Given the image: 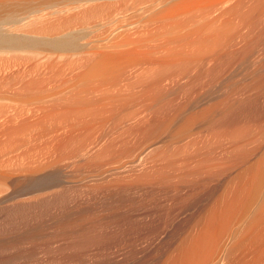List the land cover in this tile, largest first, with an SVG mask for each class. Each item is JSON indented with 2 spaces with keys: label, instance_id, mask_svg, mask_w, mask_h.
Returning a JSON list of instances; mask_svg holds the SVG:
<instances>
[{
  "label": "bare ground",
  "instance_id": "obj_1",
  "mask_svg": "<svg viewBox=\"0 0 264 264\" xmlns=\"http://www.w3.org/2000/svg\"><path fill=\"white\" fill-rule=\"evenodd\" d=\"M56 1L58 4V1L80 2L82 0H0V22L18 14L31 13L32 11L39 10L40 7L49 3H56ZM236 1L239 0H161L158 7L159 10L157 9L158 11H156L157 13L161 12L163 18L172 16H176V18L177 16H182L183 18V16L188 17L191 15V18L190 16L186 18V20L188 19V21H186L187 24H183L189 25V21L191 22L201 15V13L197 14L198 9L200 10L198 12H203L204 8H206L205 11L211 9L210 12L212 13L213 8L215 12V14L213 12L215 15L214 18L212 16L213 14L211 15L209 13V10L207 13L204 11V13L206 16H212L210 19H215L212 22L215 23L216 21L217 23L219 21L217 24L215 23L218 27L221 22L219 20L221 12ZM260 7L262 8L260 14L262 15L263 13L264 15V2ZM201 9L203 11H201ZM195 13L198 15L197 17ZM205 14H203V16H205ZM223 14L221 15L223 16ZM154 17L155 15H152L153 19ZM209 17H204L206 20L202 17L203 19L200 20H204L205 22ZM180 18L173 20L175 22L181 20ZM183 19L185 20V18ZM183 19L179 22H175L177 25L173 22L175 26H173L174 30L171 29L172 31L169 30V27L173 24L164 21L166 25L169 24L168 30L165 29V32L167 30V33L174 35L176 26L180 29L185 27L181 26V23L184 21ZM192 22L194 23V21ZM202 23L199 24V28L207 24L204 23L203 25ZM191 24L190 27H188H192V30H196L197 26L194 28L195 26L193 27ZM216 25L212 23L211 28L214 30L210 32V34L213 33V35H208L209 37H205L207 35L206 32L212 30L207 28L205 29L208 31L204 30L206 35L204 34L203 36V32L202 35L200 34L201 38L198 35L199 38L196 37V33H201L202 31V29L198 31L199 28L196 33H194L195 36L192 34L194 31H190L191 29L189 28L187 31L186 28H183L181 32L178 31L180 30L179 28H176L178 30L174 35L176 37L174 42L176 41L175 43H177L179 42L178 39H180V42L182 41L181 44L184 42L182 36H184V38L186 36L185 40H187V36L189 37L191 34L193 39L194 37L202 39V44L200 45L199 40H194L195 42L198 41L199 47H196L197 42H189L192 39L191 36L189 37L191 39H189L188 43L185 41V50L187 48V51L191 50V52L188 51L189 55L185 52L183 53L182 50H184V45L182 47L183 49L179 48L181 47L180 43L179 49L177 50H179V53L182 51V53L185 54V58L186 56L189 58L193 55V58H190L191 60L186 58L187 60L184 61L187 64L188 61L189 64H196L195 67H197V63H212L210 64L212 65L209 72L210 75L208 74L207 76V73L203 72L206 74L207 79L210 76L209 79L206 81V79L203 78L205 76L201 77L206 81V84L204 82L205 85L201 84V81H204L201 78V81L199 80L197 82H201L199 84L204 85V87L211 88L216 81L220 89H217L218 93L215 96H211L214 92L209 95L201 90H198L200 92L192 91L198 94L189 93L188 95L187 93L188 96L184 95L182 98L179 97L180 99H168L166 95L151 96L144 100L142 104L144 103L145 107L148 106L147 108L152 107L149 108L150 110H152L155 105L160 106V112L157 110L156 113L158 114L155 116L153 115V118H147V113L149 114L150 111L147 110V108L144 109L143 105V109L146 112L142 108H140L141 110L139 111L135 110L137 107H131L134 110L128 109L129 112L131 111L132 113H129L128 110L123 111V114L129 117V121H127L126 124L130 122V118L132 121H135V123L130 122L127 125L130 127V124H137V120L138 122L141 120H135V117L139 118L141 116L140 114H136L133 119L132 116L143 110L146 115L142 116L146 117H142L141 121L143 122L140 124L144 126L138 125L141 127L134 129L135 127L132 125L131 128L126 130L123 128L125 132H121L123 129L118 131L120 133L114 132V130L112 133H110L111 131L106 132V134L103 133L102 135L100 133V138L98 137L96 140L95 137H93L95 141L92 140L93 142L91 143L89 140V144L85 142L84 145L79 147L78 145L77 147L73 146L77 144V142L73 144L75 141L65 143L63 146L59 143L60 145H56L52 150L50 149L49 153L48 151L47 154L43 153L45 154L43 156H33L31 155L33 152L30 151V153H27L30 155H26L25 157H19V155L15 156L14 153L16 152L13 150L12 155H14L15 158L9 159L8 156L10 153L7 152V160L2 157L4 155L2 154L3 150H0V264H264V56H260V58L256 57L259 58V60L256 59L254 62L249 61V64L251 63L250 65L245 61L241 62L243 59H247L250 55L249 53L246 57L244 56L246 54H243L246 59L241 56L243 58L242 60L237 57L236 60L233 55V57H227V60L226 58L221 60V58L224 57L220 56L221 54L219 53L225 47L224 44L228 42L227 38V41L225 40V35L226 37L228 36L225 33L228 24L223 28L225 31L219 27L217 28ZM162 26L164 25H160V27ZM131 28L133 29L132 26ZM163 28L165 27H162V29ZM228 29H230V27ZM158 30H160V28ZM158 30L157 32H159ZM260 30L258 37H260L262 33V39V37L264 38V27H261ZM163 31L164 30H162V33L165 35ZM185 31L187 35L184 33ZM139 32L140 31H138V33ZM157 32L155 34H157ZM179 32H183L184 34L181 35ZM46 34L47 33H45V35ZM130 35L128 36L130 37ZM143 35L145 36V34ZM152 35L153 36L151 38L149 37L150 39L148 40L154 38V33ZM164 35L162 34L161 36L165 37ZM174 36H172V39ZM117 37H119V35ZM166 37L164 39L156 38H158V40L163 39V41L159 43L163 42L164 44L165 39L167 40ZM203 37L205 38L203 39ZM168 39L170 40L171 38L168 37ZM134 40L135 39L130 41L133 42ZM263 40L264 39L260 40V45L264 44ZM2 41H5V38L0 34V48L4 46V44H2L4 42ZM144 41L140 43V45L137 44V46L142 47L139 52H142L143 55L146 53V50H148V45L143 47L144 44H147V39H144ZM17 42L23 43L25 45H23L24 47H26V45L31 46L33 45L32 43L35 44L33 41L22 38L17 40ZM57 42L53 43L52 46H54V48L64 49L69 46L67 43H64L65 41L62 43ZM167 42L164 45L169 49L168 45L170 44ZM159 43H155L154 45L156 46L158 44V47H162ZM132 44L134 45L136 43ZM234 44L235 43H233V45ZM35 45L34 48L39 47L37 44ZM133 45L127 47L125 50L127 51V49H130L134 55L135 52H138V49L132 51L133 48H135H132ZM164 45L163 47L166 50L164 48L159 49L161 51L163 49L165 50V53L163 50L161 55L165 54V56H167L169 51H173V54L178 53L176 49L173 50L172 48L167 52V48ZM173 45L170 47L178 46L176 44ZM201 45L204 49H209L206 54L205 50L207 49L202 50ZM149 46L155 47L153 44ZM259 47L260 46L255 48L257 49ZM236 48L237 46L235 49ZM244 48L245 47L240 48L241 53ZM255 48L253 50H256ZM262 48L264 50V46ZM141 49H143V51H141ZM118 50L119 49H117V51ZM159 50H157V54ZM237 50L239 49L237 48L236 51ZM114 51L115 52L112 54H110L111 52L108 54L103 52V55H106L102 58L100 52L98 53L101 61L98 59L100 62L97 61V65L95 64L96 66L93 68V71L99 74L98 76H102L101 74L104 70L106 71L108 63L106 64L104 60L109 54L107 59L111 58V55L114 56L117 52L116 50ZM130 51L127 54H131ZM196 51L199 52L194 55ZM200 51H204L205 56L201 55ZM192 52L193 54L190 55ZM233 52L235 54V51ZM142 53L141 56H138L141 60L144 58ZM124 54L127 55L126 53L121 55L123 56L122 61L128 58L127 55L125 59ZM132 54L129 55L130 59L134 58ZM152 54H156V52L154 51ZM173 54L171 53V55ZM183 54L182 56L184 57ZM148 55L150 57L151 54ZM178 55L180 54L176 56ZM156 56L158 58L160 57L159 55ZM250 56L248 60H250ZM120 57H116V60L119 59L118 61L115 60L118 64H120ZM136 57L137 56L134 58L135 61L142 64L144 63V61L140 62L139 59L137 60ZM149 57H145V59ZM103 58H105L103 60L104 62L102 61ZM112 58L106 62H110V60L114 61V57ZM168 58L165 57V59ZM182 58H178L180 59L179 61H181ZM153 59L154 58L150 60L152 61ZM155 59L157 60V58ZM234 59L236 61L240 59L241 61H239L238 64L235 61V65L233 62ZM134 60H131L133 61L132 63H135ZM156 60L153 63L159 62ZM169 60L173 61L171 59ZM126 61L130 60L127 59ZM170 61L169 66H172ZM174 61L176 62L177 60L175 59ZM148 62L147 65L149 64ZM123 63L125 64L126 62ZM123 63L122 65L120 64L123 70H127L124 68L127 67V65L129 68L132 66L129 64L130 62L126 66L123 65ZM153 63L151 62L149 65ZM109 64H112V62ZM118 64L116 63L117 67H115L116 65L114 64L110 69L114 70V68L118 69V67H121L120 65L118 66ZM149 65L148 67L150 68ZM176 65L178 64H174L173 66ZM134 66L132 68H134ZM108 67H110V65ZM108 71L109 70H107V72ZM94 72H91L92 74L90 76L93 74L95 75ZM89 78L90 77H88V79ZM191 83L192 82H190V84ZM144 98H147V96ZM108 100H110V98H108ZM112 100H114V98ZM122 100L123 99H121V101ZM124 100L126 101V99ZM96 101L98 102L97 98H95V100L93 99L92 102L97 104ZM110 101L108 102L109 104L111 103L110 105L112 107V104L116 105V101H112L113 103ZM121 101L118 100L119 104H121ZM100 102L102 105L103 102ZM106 103L103 105L104 107H108V103ZM86 105L88 107V104ZM97 105L95 106L97 107ZM101 105L100 107H103ZM89 108L91 107L89 106ZM122 108H126V106L123 105ZM122 108H118L117 112L122 110ZM83 109L85 111L81 110L80 112L83 111L82 113L77 112L78 115L76 117H82L81 114L87 112L84 114L85 119L84 117L82 118L85 122H89L93 118L90 119L91 114L89 115L88 112L93 113V111H91V109L87 111L85 106ZM109 110L111 111L112 109ZM100 111L102 112L103 109L98 111L101 115L102 113ZM125 111L128 113H125ZM143 111L141 113H143ZM105 112L107 114H105ZM108 112L104 110L102 115L106 117V115L117 113L116 110L110 112V114H108ZM96 113L95 109V114ZM120 113L122 112H119V114ZM67 114L69 117H65L66 114H61V116L58 114L59 117L57 118L61 117V121L63 122L65 121L64 119L67 118L65 122L69 123L71 119L69 121L68 119L73 117V115L71 114L72 116H70L69 113ZM129 114H132V116H129ZM47 115H44L45 120ZM40 116L42 117V115ZM49 116H51V119L53 114ZM103 116L102 118H104ZM98 117L101 116L98 114L96 119H99ZM82 118L80 121L83 123L84 121H82ZM107 118H105V120L103 119L102 124L104 126H106L105 123L107 122ZM39 119L41 118L39 117ZM53 119H56V117L54 116ZM72 119L71 121L77 120L75 122H80L78 118ZM96 119L95 123L97 124L100 119L98 121ZM109 119L110 118L107 120ZM92 121L91 123H93ZM5 122L7 121L5 120ZM82 123H78L79 125H73L71 123L73 125L71 126H77V128L75 127L76 129H78V127L82 128L86 124L83 125ZM7 124L8 123H6V125ZM102 124L100 122L97 124L99 126L96 125V127L100 129L103 126ZM1 125L2 123L0 126ZM16 125L14 127H16ZM87 125L88 128L93 126L92 124L89 126V123ZM127 126L125 128H127ZM64 127L69 128L70 126L65 125ZM72 127H70L71 133L73 130ZM96 127L94 131H96ZM5 128L2 129L3 133L6 131ZM52 128L53 127H49L51 130ZM84 128L88 129L86 127ZM12 129H9V133H11L10 131ZM37 129H34V131H37ZM49 129H47L48 132ZM53 130L52 132L54 133L56 130ZM14 131L15 130H13V134L15 133L16 137L17 135ZM60 131H58L59 134L61 133L64 138L65 133L67 135L69 129L68 131L66 130L67 132L65 128L64 132ZM89 131L93 132V129ZM89 131L88 135H91ZM58 132L56 131V134ZM84 132L86 133V131ZM9 133L8 135H10ZM17 133L20 132L18 131ZM26 134H28L29 141L32 135L29 137V132H26ZM38 135L43 134L41 133ZM38 135L36 133L35 136L39 137ZM47 135L45 134L46 137H44V135L43 137L47 138L50 136ZM51 135L54 137L56 136L53 134ZM84 135H87V133ZM81 136L80 133V137ZM11 137L14 136L11 134ZM22 137L23 136H21V138ZM54 137L50 136L49 138L53 141L55 139ZM59 137L61 138V135L58 136V139H60ZM69 137L65 136V138ZM80 137L78 138L79 140H81ZM41 138L40 144H43L44 142ZM1 139L4 141V138ZM58 139L56 138L55 140ZM8 140L9 138L7 141ZM75 140H77V138ZM17 143L18 142H16L15 146ZM18 145L22 146L20 143ZM47 145L49 148L52 144ZM17 147L16 149H18ZM41 147L46 146L44 145ZM60 152L65 153V155ZM58 153H60V156L64 155V158L61 160L58 159L55 156Z\"/></svg>",
  "mask_w": 264,
  "mask_h": 264
},
{
  "label": "rangeland",
  "instance_id": "obj_2",
  "mask_svg": "<svg viewBox=\"0 0 264 264\" xmlns=\"http://www.w3.org/2000/svg\"><path fill=\"white\" fill-rule=\"evenodd\" d=\"M160 1L161 0H82L80 2L58 1V4L56 1V3L54 2V3L46 4L42 7H40L39 10L32 11L31 13L18 14V15H15L14 17H10L4 21H1L0 22V34L2 37L5 38V41H2V42H4V43H2V44H4V46H1V48H0V117H1L0 118V124L2 123V125L0 126V137L4 138V141H3V139L0 138V142L2 144V145L0 144V150H3L2 154L5 155V156L3 155L2 157L6 158L7 152L10 153V154L8 153L9 159L10 158L14 159L15 156H17V155H19V157L20 156L25 157L26 155H28L27 154L28 152L30 153V151L34 153V154L33 153L31 154L33 156H37V155L43 156V155L47 154V151L49 153L50 149L51 150L54 149L53 147H55L56 145L61 144V146H63L65 143L75 141V142H73V144H75L76 142H77V144L73 145V146L77 147V145H78V147H79L81 145H84L85 142L87 144L88 142L90 143V141L92 143L93 142L92 140H94V141H95V139L97 140L98 137L99 138L101 137L100 133H101V135L103 133L106 134V132H110V131H111L110 133H112L113 130H114V132L120 133L118 131H120L123 128L125 130L128 128H131L133 123H135V121H132L130 118V122H133V123L129 125L130 127H128L127 125L130 122H128V124H126V123H127V121H129V117H128V115L123 114L124 113L123 111L124 110L127 111L128 109L132 110L133 108H131V107H134V108L137 107L138 109L137 108L135 109L137 111L141 110L140 108L143 109V106H144V109H146L148 106L145 107L144 103L142 104V102L144 100L150 98L151 96L156 97L159 95H162V96L166 95V97H168V99L179 98V97L182 98V97H184V95L186 96L187 93H188V95H189V93L194 94L198 90H201V91H203L209 95L212 92H214L213 95H211V96H215L218 93L217 89H220V86L218 83H216V81H215L216 84L214 83L215 85L214 84L212 85V87H211L212 89L209 87H204V85L206 84L205 82L210 77L209 76L207 79L206 74H204V73H207V76H208L210 69L212 67V65H210V64H212V63H210V64L207 62H204L206 64L197 63V67H195L196 64H189V61L187 64L184 61L187 59L191 60L190 58H193V55H191V54H193V52L190 53L191 56L189 58H187L188 56H186L187 59L185 58V54H183L185 52L187 55H189L188 51L191 52V50L187 51L188 48L185 50V47H186L185 44L188 43L189 39H191L189 37L192 34H193V36H195L194 33H196L197 29L199 28V24H201L202 22H203L202 23L203 25H204V23H207L208 25L205 24L204 25L205 27L201 26L202 28L200 27L198 29V31L201 29H202V31H201V33L197 32L198 34L196 33V37L200 36V38H201L202 32H203V36H204V34L206 35V33H207V35L205 37H209L208 35L211 36V34L213 35V33L210 34V32H213V30H214L211 28L212 23L214 25H216L219 22L218 21L216 23V21H215V23H216L215 24L214 22H212L215 19H213V20L210 19V18H212V16H213V18L215 16L214 15L215 12L213 11V8H212V13L210 12L211 9L207 8L211 15L214 12V14L210 17L206 16V14H205L208 11V10L205 11L206 8H204L205 13L202 9H201V11H203V12H198V11H200L198 9L197 14L201 13V15L199 16L200 17L199 18V17H197L198 15H196V13H195V16L197 17L196 19L200 20V19H203L204 17H209V19L207 18V21H205V22H204V20L203 21L200 20V23H199V20H196V19L192 20V21H194V23L192 21L191 22L189 21L188 24L192 23L191 26H193V27L195 26L194 28H196V26H197L196 30L195 29L192 30L191 29L192 27L189 28L190 24L189 25H183L186 23V21H188V19L186 20V18H188L189 16L191 18V15H189L188 17L183 16V18H185V20L182 18V16H179V17L177 16L178 19L181 17L180 19L184 20L181 23L182 24L181 26L182 27L185 26L183 28H186V31L188 28L191 29L190 31H192V32L194 31L192 34L190 33L191 35H189V30H188L189 37L187 36V40H185L186 36H185V38H184V36H182L183 37L182 39L184 41L183 44H181L182 41L180 42V39H178L179 42H177L178 43L177 44V43H175L176 41L174 42V39H176V37L174 35L176 34V32L178 30L176 28H179V27L176 26V28H175L176 31H174L175 32L174 35H170L171 33L170 34L167 33V30H168V25L170 23H172L173 25L172 26L170 25L169 30H171V29L174 30V28H173V26H175L174 23L179 22L181 20H177L174 22V20L177 19L176 16H172L169 18H163L161 16V12L157 13V11L159 10L158 7H159ZM261 2L263 3L264 0L263 1L262 0H239V1L234 2L236 4H234V3L231 4L230 5L231 8L225 7L226 9L223 10L224 12L223 11L221 12V14H223V13L224 14H223V16L220 14V18L222 17L221 19L219 18V20L221 21L220 22L221 25L219 23L218 27L220 29H223L226 27L227 24L230 25V26L227 25V27H226L227 32L225 31V29H223V31H225V33L228 35L227 37L225 35V40L227 38L228 42H226L224 44L225 47L224 46H223L224 48L222 47L223 51L221 50V52L219 53V54H221L220 56L224 57V58H221V60L222 59L224 60L225 58L227 60V57H230V56L233 57V55H234L236 60H237V58H241V60H242L249 53L250 55L253 54L252 56L249 55L251 57L250 60H248V58H249V56H248L247 59L245 58L247 61L244 59L242 61L240 59H238V61H236L234 59V61H233L235 65H236V62L238 64L239 61H241V62L245 61V62H247V64H249V61L254 62V61H256V59L259 60L260 56H264L263 55L264 50L262 48L264 46V44L260 45L261 44L260 40L264 39L263 37L261 39V36H263V35H261L262 34L261 32H260L261 33L260 37H258L259 31H261L260 28L264 27V18H261V17H264V15H263V13H262V15L260 14V11L262 12V10H261L262 8L260 7V6H262ZM225 11H226V14H225ZM203 14H205V16H203ZM152 15H155V17H154L155 20L152 18ZM227 18H228V20H227ZM204 19L206 20V18H204ZM153 20H154V23H153ZM164 21H167V23H169V24L166 25V23ZM151 22H152V24H151ZM162 24L164 25L162 27H165L163 29H162V27H160V25H162ZM141 25H143V26H141ZM206 25H207V27H206ZM131 26L133 27V29L131 28ZM216 27H217V25H216ZM229 27H230V29H228ZM159 28H160V30L161 29L164 30L163 32H165V29H167L165 32V35H164V33H162V30L161 31L158 30ZM183 28H181V29L179 28L180 30H178V31L181 32V30ZM205 28H207L209 30L211 29L212 31L205 33V31H204V30H206ZM129 30L131 33L129 32ZM157 30L159 32H157ZM122 31H124V32L126 31L127 34H126V32L124 33ZM138 31H140V32L138 33ZM151 31H152V33H151ZM186 31L184 32L185 34H186ZM206 31H208V30H206ZM218 31H219V29H218ZM156 32H157V34H155ZM180 32H179V34H181V35L184 34L183 32L182 33H180ZM45 33H47V34L45 35ZM142 33L145 34V36ZM153 33H154V38H152L151 40H148L153 36L152 35ZM162 34L165 37L168 36L171 39H172V36H174V38L172 40L170 39L171 41L168 39V37H166L167 40L165 39V43L169 40L167 42L168 44H170V45L167 44L169 46V49L170 48H172L173 50L176 49V51H178L177 54H180L181 57H180V55L176 56L177 55L176 53L173 54V51H169L170 52L169 53L168 47L166 45H164L165 43L164 44H163V42L159 43L160 41H163V39L165 38V37L161 36ZM118 35H119V37H117ZM128 35H130V37ZM137 35L140 37H138ZM148 35H150V36H148ZM159 36H161V37H159ZM193 36H191L192 39L189 42L197 39V40H199V45L202 44V42H201L202 39H198L199 37L198 38L194 37V39H193ZM156 37H158L159 39L160 38H163V39L158 40V38H156ZM205 37H203V39ZM21 38L29 40V41H33L39 47L34 48V46H36L34 43H32L33 45H31V46L26 45V47H24L25 45L23 43L17 42V40H20ZM125 38H127V39H125ZM177 38H179V37H177ZM133 39H135V40L139 39V40L138 41L136 40L137 42L135 40H134L135 42L134 41L131 42ZM144 39H147V42H146L147 44L143 45V47L148 45L147 46L148 50H146V53H144V55L146 54L147 56L146 55L144 56L142 52H139L140 48H142V47L137 46V44L140 45V43H143ZM245 39H247V40H245ZM153 40H156V41H153ZM57 41H59L60 43L65 41L64 43H67L69 46H67V48H64V49L54 48V46H52V45H53V43H56ZM120 41H123V42H120ZM185 41H186V43H185ZM59 42H57V43H59ZM71 42H72V44H71ZM130 42H131V44H130ZM173 42H174V45L176 44L178 46L177 47L174 46ZM196 42H195L197 44L196 47H199L198 41H196ZM263 42H264V40H263ZM132 43H136V44H134L135 46ZM144 43H145V41H144ZM155 43H159L160 45H162V47H158V44L155 46L154 45ZM179 43L181 44L180 45L181 47H179ZM233 43H235V44L233 45ZM151 44H153V46H155V47L149 46ZM250 44H252V45H250ZM257 44L260 47L256 49L255 47H258ZM131 45H133L132 48L135 47V48H133L132 51H134V49L135 50L138 49L137 50L138 52L137 53L135 52V54L133 55L132 54L133 52H131L130 49H127V51L128 50L130 51V53L132 54V57L134 56V58H135V56H137L136 57L137 60L140 58L138 56H141V53H142V56L144 58H142L143 60H141V59H139V60H140V62L144 61L143 64L139 63L138 61H135L134 58H132V59L129 58L130 57L129 55H131V54H127V53H129V51L127 52L125 49L127 47H130ZM163 45L166 46L169 56H168V54H167V56H165V54L161 55L163 50L165 49L163 47ZM172 45L175 48L170 47ZM183 45H184V47H183ZM238 45L239 46L241 45V46L239 47ZM236 46L239 49L237 51H236L237 48L235 49ZM149 47H150V51H149ZM178 47L184 48V50H182L183 53H182V51L179 53V50H177V49H179ZM201 47H202V45H201ZM243 47H245L246 49L244 48L242 50L243 52L241 53L240 48H243ZM161 48H164V49L161 51V50H159ZM194 48H195V46H194ZM254 48L256 50H253ZM117 49L120 50V51L118 50L120 53L117 51ZM121 49H124V50H121ZM143 49H145V48H143ZM143 49H141V51H143ZM203 49H204V47H202V50ZM205 49H207V50H205ZM205 49L204 50L206 51L205 52V54H206L209 51V49L208 48H205ZM260 49H262L263 52ZM114 50H116L118 52V53L116 52V54L114 53L115 54L114 56L111 55V58L114 57V61L116 60V57L119 58L121 55H123V53H126L128 55L127 59H129L130 61H126L127 55L124 54L126 60L123 59L125 61H122L123 56H121L120 57L121 59L119 61L120 64L122 65L123 62H126L125 64L123 63V65L126 66L130 62L129 64L132 65L130 68H132L135 64H137V65H135L134 68H132V69H130L129 66L127 65L128 68L124 67L127 70H123L122 66L120 64H118V62H116L119 59L116 60L115 63L113 60H110V62H112L113 65L109 64L110 62H106V61H109V59H111V58H109V59H107V58L109 57L110 54L115 52ZM157 50H159L158 54H157ZM165 50H164V53H165ZM96 51H98V52H96ZM147 51H149V52H147ZM154 51L156 52V54H152V52H154ZM233 51H235L236 55L234 54ZM254 51L255 52L258 51V52L255 53ZM99 52H100L101 58L104 57L106 54L111 52L109 55H107L108 56V57H106L107 60L105 58L102 59V61L105 59L104 61L106 64L108 63L107 67H106L107 68L106 71L104 70V72L101 74L102 76H98L99 74H96L93 71V68H95L94 66L97 65L96 64L97 61H99L101 59L99 54H98ZM103 52L106 54L103 55L104 54ZM198 52L199 51L194 52V55L198 54ZM250 52H254V53H250ZM138 53H139V55H138ZM171 53L173 55H171ZM181 53L184 55V57L182 56ZM148 54H151L150 57ZM200 54L205 56L204 51L201 52ZM243 54H246V55H244L245 57L243 56ZM156 55H159V56L161 55V56L158 58ZM174 56H175V58H174ZM241 56H243V58ZM145 57L146 58L149 57L150 59L154 58V59L151 61L149 58L145 59ZM165 57L166 58L169 57V58L165 59ZM176 57H178V58L183 57V58L181 59V61H179L180 59H178ZM256 57H259V58H256ZM155 58H157V60ZM158 59H161V60H158ZM164 59H165V61H164ZM169 59H171L173 61L176 59L178 62L177 61L173 62V61H170ZM131 60H134L135 63H132L133 61H131ZM148 60H149V62H148ZM155 60L159 61V62L153 63ZM167 60L170 61V64H172V66H169V61H167ZM93 61H94V63H93ZM121 61H122V63H121ZM145 61H146V63H145ZM183 61H184V63H183ZM147 62L149 64L152 62L156 66H154L153 64H151L153 66L148 64L150 66V68H149L147 65ZM167 62H168V64H167ZM171 62H173V63H171ZM116 63L118 64V66L120 65L121 67H118V69L114 68V70L110 69L111 67L114 66V64L116 65ZM182 63H183V65H182ZM174 64H178V65H176L177 67L173 66ZM90 65H91V68H90ZM109 65H110V67H108ZM137 66H138V68H137ZM115 67H117V65ZM188 69H190V70H188ZM107 70H109V71L107 72ZM122 70H123V72H122ZM91 72L95 73V75L93 74L94 76L92 75L93 77L90 76L92 74ZM82 75H85V76H82ZM202 76H205L203 78L206 79V81L201 78ZM88 77H90V78L88 79ZM200 78L204 81H201ZM199 80L202 82V83L201 82H199V83H201V84L205 83V84L204 85L199 84L197 82ZM190 82H192V83L190 84ZM193 82H194V84H193ZM191 85H193V86H191ZM102 88H104V89H102ZM205 89H206V91H205ZM96 91H98V92H96ZM192 91H195V92H192ZM207 91L210 93H208ZM198 92H200V91H198ZM195 94H198V93H195ZM98 95H100V96H98ZM125 96H126V98H125ZM146 96H147V98H144ZM95 98H97L98 102L102 101L103 102L102 105H101V102L98 103L96 101V103L98 105L95 104L94 102H92L93 99L95 100ZM108 98H110V100H112L114 98V100H112V101L113 102L116 101V103H115L116 105L112 104L113 105V107H112L110 105L111 103L109 104V102H108V101H110V100H108ZM121 99H123V100L126 99L127 102L125 100L124 101L122 100L123 101V103H122ZM128 99H129V101H128ZM105 100L108 103V107L103 106L106 103ZM118 100L121 101V104H119ZM112 101H110V102H112ZM117 102L119 104V107H118ZM86 104H88V107ZM95 105H97V107ZM100 105L103 107H100ZM109 105H110V107H109ZM123 105L126 106L127 109L122 108ZM134 105H136V106H134ZM84 106H85V109L89 108V106L91 107V108L87 109V111H89L91 109V111H93V113L95 115V119L98 116V114H99V116H101V117H98L101 121L99 119H96L97 121L99 120L97 122V124H99L100 122L102 124L103 119L105 120V118H107V117L110 118L109 120H107L108 118L106 119L107 122L109 121L108 123L105 121L107 124L104 122L106 126H104L102 124L104 127L101 125L102 127L100 129H98L99 127L98 128L96 127L97 124L95 123L96 121L94 119L93 113L88 112L89 115L91 114L90 119L93 118L89 122L87 121L89 123V126H91V124L93 125V126L88 128L87 127L88 123L85 122V120H84L85 119L84 114L87 112L81 114L82 117H84V119L82 117H76L78 115L77 112L79 113L81 110H84L83 109ZM159 107H160L159 105H155V106H153L152 110L149 109L152 107L147 108V110L150 111L149 114L147 113V118H153L155 115H157L158 113H156V111L159 110V112H160ZM113 108H115V109H113ZM118 108H120V109L122 108V110L119 111L122 113L119 114V112H117ZM95 109L97 112L96 114H95ZM102 109H103V111L107 110V112L109 109H112L111 111L109 110L108 114H110V112H112V111L114 112L115 110L117 113L110 114L108 116L106 115V117H105L102 115L103 111L102 112L100 111L102 113L101 115H100V113H98V111L102 110ZM129 110H128V112H129ZM126 111H125V113H128ZM142 111H140L139 113L137 112L135 114L133 113L134 114L133 116H132V114H129V116H132V119H133L134 116H136V114H140L141 116L139 118L135 117V120H137V119L142 120V117H144V118L146 117V116H142V115H146V113H144L145 110L143 111L144 114L141 113ZM46 112L49 115L53 114L51 119H50L51 116L47 115ZM82 112H80V113H82ZM133 112H135V111H133ZM67 113H69L70 116L73 115V117L69 118L68 121L70 119L73 120L72 118H75V119L78 118L80 121L82 118L83 119L82 121H84V122L82 123L81 121L75 122L77 120H75V121L70 120L68 123V122H65V121H67L66 120L67 118H65V119L63 118L65 120L64 122L61 121L62 120L61 117L57 118V117H59L58 114L60 116H61V114L62 115L66 114L65 117L66 116L69 117V115ZM73 113H75V114H73ZM38 114L42 115V117ZM88 114H86V115H88ZM105 114H107V113L105 112ZM44 115L48 116V117L46 116V120H45ZM117 115H119V116H117ZM36 116H37V118H36ZM54 116L56 117V119H53ZM102 116L104 118H102ZM39 117L41 119H39ZM137 117H138V115H137ZM47 118L50 120H48ZM5 120L7 122H5ZM92 120H94V121H92ZM141 120H140V122H138V120H137V122H136L137 124L133 125V127H135L134 129H136L138 127L140 128L143 125V124H140L143 122ZM91 121L93 123H91ZM9 122H11V123H9ZM73 122H75V123H73ZM6 123H8V124L6 125ZM58 123H59V125H58ZM62 123H64L66 126H70V127H72L73 125H77L78 123H82L83 125L86 123L85 126H83V127L81 126V127L83 129H85L84 127L88 128L89 130L93 129L94 133L89 131L88 129L83 130L80 127H78V129H76L77 126H75L76 128L72 127L73 130L71 129L72 130V133H71L70 127L69 128L64 127L65 125ZM55 124H57V125H55ZM82 124H80V125H82ZM15 125H16V127H14ZM136 125H137V127H136ZM138 125H141V126H138ZM6 126H8V127H6ZM62 126H63V128H62ZM97 126H99V125H97ZM119 126H120V129H119ZM126 126H127V128H125ZM49 127H53L52 130L53 129L56 130L58 127V129L56 130L57 132L60 130H61L60 132H62V131L64 132V128H65V131L66 130L68 131V129H69V132L66 131L67 135L65 133L64 138H63L61 133L59 134V132H58L56 134V131H55L54 132L55 134H54L52 132V130L49 129ZM95 127H96V129H95L96 131H94ZM4 128L6 129V131L4 130L5 132L3 133L2 129H4ZM10 128L11 129L14 128L10 131L11 133H9ZM46 128L49 129V132ZM34 129L35 130L37 129V131H34ZM43 129L45 130V132L47 131L48 135H50L51 137H54L51 135V134H53V135H56L54 137L55 139L56 138L58 139V136H60V135H61V138L59 137L60 138V139H58L59 141L55 140V139H54L55 141L54 140L52 141V139H50L49 138L50 136H49V137H47L49 139L48 140L47 138H44V137H46L45 134L47 135V132L45 133ZM124 129L121 132H125ZM13 130H15L14 132H16V135H17L16 137H15V133L13 134ZM23 130L25 133L23 132ZM32 130L34 131V133ZM80 130H81V132H80ZM18 131L20 133H17ZM39 131H40V133H39ZM41 131H43V132H41ZM84 131H86L87 135H88V131H89V134L91 132V135H88V136L84 135V134H86ZM26 132L27 133L29 132V137L32 135L29 138L31 141L30 140L28 141V136H27L28 134H26ZM8 133L10 135H8ZM36 133H37V135L42 133L44 135V137H43V135H38L39 137H36L35 136ZM49 133H51V134H49ZM80 133L83 136V137L81 136L83 139L80 137ZM11 134L14 137H11ZM21 136H23V137L21 138ZM41 136H42V138H41ZM65 136L66 137L70 136V137L65 138ZM84 136H85V138H84ZM71 137H73L75 139L77 138V140H75ZM79 137L81 140L78 139ZM93 137H95V139ZM105 137H107V136H105ZM8 138L10 141L9 140L7 141ZM33 138H35V139H33ZM40 138L45 143V144L44 143L43 144L46 147H41L44 145L42 143H41L42 145L40 144V142H41ZM86 138L88 139V141ZM21 139H23V140H21ZM62 139H64V140H62ZM65 139H67V140H65ZM45 140H46V142L48 141L49 143L48 142L46 143ZM15 141L18 142L16 146H15V144H16ZM50 141H52L53 143ZM19 143L22 146L18 145ZM47 144H49V145L52 144V145L49 146V148H48ZM19 146H20V148H19ZM32 146L35 149H33ZM16 147L18 149H16ZM23 147H24V149H23ZM39 147H41V148H39ZM2 148H4V149H2ZM47 148H48V150H47ZM39 149H41V150H39ZM13 150L16 152V153H14L15 156L12 155ZM34 150H35V152H34ZM43 153H45V154H43ZM60 153H58L59 155L57 154L55 156L61 160L64 158L65 153H61V154H64L62 156H60ZM21 154H23L24 156ZM30 157H32V156H30ZM7 158L5 160H7Z\"/></svg>",
  "mask_w": 264,
  "mask_h": 264
}]
</instances>
